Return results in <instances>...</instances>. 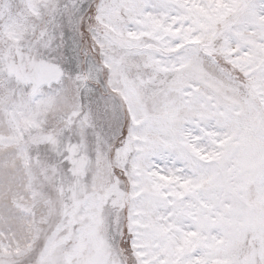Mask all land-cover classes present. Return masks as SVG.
I'll return each instance as SVG.
<instances>
[{
    "label": "snow or ice",
    "instance_id": "obj_1",
    "mask_svg": "<svg viewBox=\"0 0 264 264\" xmlns=\"http://www.w3.org/2000/svg\"><path fill=\"white\" fill-rule=\"evenodd\" d=\"M0 264H264V0H0Z\"/></svg>",
    "mask_w": 264,
    "mask_h": 264
}]
</instances>
